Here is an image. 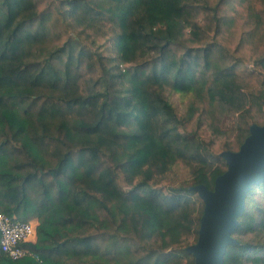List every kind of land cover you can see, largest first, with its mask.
Segmentation results:
<instances>
[{
	"label": "trees",
	"instance_id": "16d2710c",
	"mask_svg": "<svg viewBox=\"0 0 264 264\" xmlns=\"http://www.w3.org/2000/svg\"><path fill=\"white\" fill-rule=\"evenodd\" d=\"M241 1L0 0V212L38 220L32 256L0 250V264H194L185 248L203 203L190 188L212 189L227 169L219 154L264 122L234 117L237 149L212 152L167 93L203 91L225 107L244 95L236 81L249 36L234 48L221 41L233 22L225 8ZM252 106L264 114V91ZM178 161L195 165L193 181L164 193L161 177ZM232 237L222 264H264V181L246 194Z\"/></svg>",
	"mask_w": 264,
	"mask_h": 264
},
{
	"label": "rangeland",
	"instance_id": "374dc122",
	"mask_svg": "<svg viewBox=\"0 0 264 264\" xmlns=\"http://www.w3.org/2000/svg\"><path fill=\"white\" fill-rule=\"evenodd\" d=\"M225 9L230 18H233V22L231 26L230 23L228 24L231 28L224 33L227 36L222 37L221 41L226 46L234 48L238 46L242 34L245 38L249 36L239 51L246 62V66L240 68V71L244 73H238L240 77L236 81V86L242 88L244 95L226 99L231 106H238L239 109L213 103L211 98L203 91H200L199 94L193 93L183 96L167 93L178 114L183 117L190 115L191 120L187 126V131L197 133L201 143L210 148L212 152H218L222 149H237L238 144L233 127L234 117L243 114L248 118L251 117L256 123L264 122L263 112H259L252 106L255 96L264 91V64L261 66L259 63L256 64L257 60L264 55V0H250L246 3L241 1L234 5L228 4ZM229 15L226 14V16ZM197 17L199 21L204 18L202 14L197 15ZM206 24L207 22L204 21L203 26H206ZM190 28L192 27L188 25L186 20H182L177 24V29L180 30L182 35H185ZM248 31H251V33H248ZM250 69H254L256 73L249 75ZM230 112H234V115L229 114ZM179 130L183 132L181 128ZM176 163L161 177L162 180L157 188L164 193H167L170 186L178 187L190 184L193 181V175L196 174L192 169L195 167L192 162L178 161ZM212 164L204 168V172L208 177L212 176L213 170L217 168L216 164ZM195 171H198V169ZM256 198L259 200V195ZM46 216L44 215L42 218H46ZM29 223L35 228L38 220H31ZM32 239L36 240L35 234ZM185 241L190 242L191 238L187 235L182 242Z\"/></svg>",
	"mask_w": 264,
	"mask_h": 264
},
{
	"label": "water",
	"instance_id": "95a60500",
	"mask_svg": "<svg viewBox=\"0 0 264 264\" xmlns=\"http://www.w3.org/2000/svg\"><path fill=\"white\" fill-rule=\"evenodd\" d=\"M219 156L227 169L214 179L212 189L202 184L190 188L203 203L197 240L185 248L194 264H222L226 248L237 244L232 233L245 208L246 194L264 181V124H251L238 150Z\"/></svg>",
	"mask_w": 264,
	"mask_h": 264
},
{
	"label": "built area",
	"instance_id": "2783aa9c",
	"mask_svg": "<svg viewBox=\"0 0 264 264\" xmlns=\"http://www.w3.org/2000/svg\"><path fill=\"white\" fill-rule=\"evenodd\" d=\"M35 234L31 223L18 221L11 216L0 212V250L12 261H20L32 256L25 245Z\"/></svg>",
	"mask_w": 264,
	"mask_h": 264
},
{
	"label": "crops",
	"instance_id": "0c3cea01",
	"mask_svg": "<svg viewBox=\"0 0 264 264\" xmlns=\"http://www.w3.org/2000/svg\"><path fill=\"white\" fill-rule=\"evenodd\" d=\"M34 241H35V239L34 240L32 239L30 242H34Z\"/></svg>",
	"mask_w": 264,
	"mask_h": 264
}]
</instances>
